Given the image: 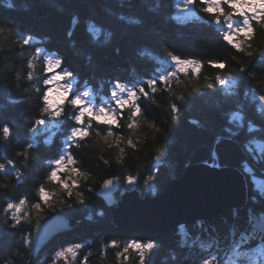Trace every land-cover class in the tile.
Instances as JSON below:
<instances>
[{
  "label": "trees",
  "instance_id": "16d2710c",
  "mask_svg": "<svg viewBox=\"0 0 264 264\" xmlns=\"http://www.w3.org/2000/svg\"><path fill=\"white\" fill-rule=\"evenodd\" d=\"M9 2L11 8L7 6ZM179 2L0 0V27L5 30L0 33V128L8 124L14 130L8 141L0 132V164L14 162L0 171V264H139L138 250L119 255L133 240L155 242L145 264H201L204 259L211 264H264V190L243 171L246 161L255 176L264 179V132L247 131L249 122L264 128V101L260 100L264 96V62L255 52L264 49V28L256 25L257 34L249 49L253 57H249L224 39L225 33L215 20L217 13L205 12L204 0H196L194 14L185 19L177 15ZM222 9L225 14H234L228 4H222ZM28 35L34 39L24 45L22 40ZM171 55L199 62L200 73L191 69L179 72ZM48 57L60 59L61 64L48 71ZM30 61L32 68L28 67ZM209 61L223 62L225 68L219 69ZM65 68L74 73V88L91 91L95 104L109 99L112 109L118 107L111 98L116 82L127 87L143 86L151 97L138 101L142 116L136 129L127 127L130 112L119 109V126H112L116 136L123 138L119 145L103 143L100 137L106 134V126L93 119L91 138L68 149L76 163L61 169L58 176L69 184L70 176L78 180L72 197L67 196L59 181L48 179L56 167L48 161L64 154L66 136L75 126L71 119L75 109L65 102V114L54 127L51 144L45 141L54 129L49 123L54 121L40 111L42 94L51 88L44 81L54 71ZM165 71L176 72V77L167 84L158 81L157 91L151 92L147 80ZM28 72L33 73L31 80L27 79ZM217 77L228 83L221 86ZM233 79L235 85L230 83ZM209 83L216 87H206ZM194 84L198 91H194ZM181 95L184 100H179ZM172 102H177L181 110L175 121L171 119ZM236 113L243 116L242 121L231 119ZM37 119H47L48 123L37 125ZM33 128L37 129L35 133ZM129 138L137 147L127 144ZM253 139L261 148L253 144L250 154L246 145ZM28 143L34 145L29 155H18ZM165 144L166 151L158 153L156 149ZM213 153L218 164L244 173L246 204L184 226L183 233L171 227L114 224L110 208L96 193L106 178L116 176L121 180L120 190L136 188L142 196L158 195L170 180L181 175L186 165L211 162ZM72 167L80 168L87 178L71 173ZM128 175L137 177L135 184L127 183ZM41 185L50 193L51 206L39 195ZM77 191L84 194L82 204L77 201ZM53 192L57 194L51 195ZM20 199L26 203L19 216L26 214L28 219L13 227L14 209L6 215L3 210L9 201L18 203ZM37 203L40 209L34 207ZM57 213L72 217L75 225L53 235L30 259L32 243L24 245L21 238L32 242L33 227ZM76 244L82 247L75 249V256L71 252L56 255ZM17 249L22 256L16 254ZM237 251L247 254L238 256Z\"/></svg>",
  "mask_w": 264,
  "mask_h": 264
},
{
  "label": "snow or ice",
  "instance_id": "6c2138e0",
  "mask_svg": "<svg viewBox=\"0 0 264 264\" xmlns=\"http://www.w3.org/2000/svg\"><path fill=\"white\" fill-rule=\"evenodd\" d=\"M259 3L264 4V0H258ZM185 3L187 6H193L196 3V0H185ZM249 4L251 3V0H233V4L234 6L236 4H240V5H244V4ZM222 4H227L226 0H221V5ZM9 8L12 7L11 2L8 3L7 5ZM245 15H247V13H242L240 16L243 17L242 22L239 25H236L232 28V31L228 32V35H233V28L235 29V33L238 34L241 29L246 30V37L244 38V42L242 44L240 43H236L235 40H233L231 42V44L234 46V48H240L241 52H245L244 49L247 50V52L251 53V55L249 57H253V51H249V49H252L253 47V41L256 37L257 34V24H259V26L261 27V25H264V17H248V19L245 21L244 17ZM259 21V23H258ZM221 21H218V24ZM3 28V27H0ZM109 35H111L109 33ZM95 39H98L99 37H94ZM34 39L33 36L28 35L26 37L23 38L22 43L24 45H29L31 43V41ZM245 45L247 47H245ZM40 51V49H37ZM256 54L260 57L261 62H264V49H256L255 50ZM51 58L52 57H48ZM59 61L58 66L61 64V60L60 59H55ZM171 60L175 62L176 68L178 69L179 72L181 73H188L189 70L191 69V71L195 74H199L201 71V64L199 62L190 60V59H182L179 56L176 55H171ZM250 62V61H249ZM209 63H214L216 65L217 68L219 69H224L225 68V64L223 62H216V61H209ZM28 67L32 68L33 66H29L28 63ZM244 67H247V65H245ZM240 71H243V68L240 69ZM29 73V72H28ZM63 74V80L66 81V83H64L65 87L63 88V94L60 97V102L57 103L54 107H48L45 104V101L43 100L44 104L43 107L41 109H43V111H40L46 115V117H50L52 119V121H54L57 125L59 124L60 118L65 114L64 108H65V102H67V105L70 106L71 108L75 109V113L71 116V119L75 122V126H72L70 128V132L67 134L66 136V147L63 150L64 154L60 155L58 159H55L54 161H48L49 164L51 163H55L56 167L54 170L51 171L50 176L48 177L49 180H52L55 177H59L58 176V172L61 169L67 168L69 165H73L76 163L75 158L73 157V155L71 154L70 151H68V149H71L73 147V145H76L77 147L81 146V142L85 141L87 139L91 138L92 133L90 132V128L92 126V120L94 119L97 122L102 123L103 125L106 126L105 128V133L102 137H100V133L97 132L96 135L98 137H100V139L103 141V143L105 144H115V145H119L123 138L122 137H117L115 132L112 130V126H119V121L117 119V116L119 115V109H127L130 112V122L127 123V127L129 129H136L139 126V118L142 116V108L140 103H138V101H140L141 97H143L144 99H150V92L146 91L145 88L143 86L137 85L135 87H127L125 84H122L120 82H116L114 87L111 90V98L112 100L115 102V104L118 106L117 108H113V109H109L103 105H97L94 103L93 99H91L90 97L92 96L91 91H83L82 93L79 91L78 87L74 88V84L76 83V79L74 76V73L68 69H64L62 72H60ZM19 73H17V77H19L18 75ZM252 76H256L255 72H251L250 73ZM28 76V74H27ZM176 77V72H167L165 71L164 74H161L159 76H157L155 79H149L147 80V85L148 88L151 90V92H156V84L158 81H163L165 84H167L170 79L175 78ZM219 84L221 86L225 85L226 83H228V81H226L225 78L223 77H217ZM29 80V79H28ZM54 82V80L47 79L44 81V83L46 84H52ZM232 85L236 84V80L233 79L230 82ZM206 87L208 88H214L216 87L215 84L209 83L206 84ZM52 88H49V90H51ZM199 88L194 84V91H198ZM126 92L127 96L125 97L124 95H122V93ZM192 93H189V95H191ZM45 97V94H42V98ZM185 97L183 95H181L179 97V100H184ZM260 100L264 101V96L260 97ZM153 103H155V100H152ZM170 110H171V119L173 121L178 120L179 116H180V107L178 105L177 102H172L170 104ZM81 113H83V115H81ZM89 113H91V116H89ZM231 119L233 121H242L243 120V116L239 113L233 114ZM35 123L37 125H45L48 123L47 119H37L35 121ZM242 126V125H241ZM13 129L11 127L8 126V124H5L2 128H0V132H2V138L5 141H8L10 136L13 134ZM33 133H35L37 131V129L33 128L32 129ZM247 131L249 133H259V132H264V128L258 127L255 124L249 122V126L247 128ZM127 144L130 145L132 148L137 147V145L134 143V141L129 138L127 139ZM46 144H51V138H49L48 140L45 141ZM219 143V140H218ZM253 144H259V142L255 139L251 140L249 142V144L246 145V149L249 151V153L251 154L253 152V148L252 145ZM33 143H28L27 147L24 149L23 153H18V155H23L24 157H27L29 155V149L33 148ZM156 151L158 153H162L164 151H166V144L158 147L156 149ZM120 152L123 153L124 149L121 148ZM218 158V157H217ZM105 164L108 163L107 160L103 161ZM24 163L27 164L28 161L25 159ZM14 162L12 160L8 161V165L3 164L2 167H0V171L3 170H7L8 166H13ZM215 167H220L219 164H215ZM71 170H74V174L79 177L81 175H84L85 178H87V175L85 173H81L80 168L78 167H72L70 168ZM17 175H20V171L18 168L15 169ZM243 171L250 175L252 177V181L253 184L255 185V174H254V170L247 164V162L245 161L243 163ZM61 179V178H60ZM127 179V183L129 185H133L136 183L137 181V177L133 176V175H128L126 177ZM115 180H118V178H113V179H108L104 181V187H110L114 184ZM148 181H145V184H147ZM76 185L74 184H69L67 185V187H65L63 190L67 193L68 197H72L73 196V190L75 189ZM39 195L40 197H42L43 202L45 204H49L50 205V200H49V196L45 197L43 195L44 192H47L45 190V187L43 185H41L38 189ZM152 192L153 194H155L156 189L152 188ZM77 201L79 203H84V194L82 192H76L75 193ZM20 202V200H19ZM18 202V203H19ZM26 203V200L24 201ZM18 203H14L12 201L8 202V206L11 209H14L15 206ZM35 208L40 209L41 208V204L37 203L35 204ZM99 215L103 216L104 213L100 212ZM17 219H19L17 217ZM20 223L17 224V226ZM44 225L38 224L37 227H43ZM180 230L183 233L184 232V225H180ZM28 243L31 244L30 239H28ZM113 246L117 245V242L115 240H113L112 242ZM82 245L81 244H76L71 248H66L61 250L59 253H57L58 256H63L65 255L66 252H71L73 256L76 255L75 249H79L81 248ZM154 247H156V244L154 241H147L145 243H141L137 240H133L130 243L126 244L123 248V251L121 253H119V255L121 256H125V254H127L129 252L130 249H135L138 250L139 253L141 251H144L145 254L147 255ZM247 252H239L237 251V255L238 256H244L246 255ZM212 259H215V257H213ZM87 260V258H85V261ZM201 264H211V261L208 259H204L201 261Z\"/></svg>",
  "mask_w": 264,
  "mask_h": 264
},
{
  "label": "water",
  "instance_id": "95a60500",
  "mask_svg": "<svg viewBox=\"0 0 264 264\" xmlns=\"http://www.w3.org/2000/svg\"><path fill=\"white\" fill-rule=\"evenodd\" d=\"M215 163L197 162L184 167L177 179L170 180L156 196H142L136 188L122 189L119 177L110 187L104 181L96 193L110 208L111 222L118 225L158 227L180 225L215 216L223 211L246 204L247 183L236 167H215ZM76 221L64 214H54L38 223L32 230L30 259L56 233L69 229Z\"/></svg>",
  "mask_w": 264,
  "mask_h": 264
},
{
  "label": "clouds",
  "instance_id": "9594fccd",
  "mask_svg": "<svg viewBox=\"0 0 264 264\" xmlns=\"http://www.w3.org/2000/svg\"><path fill=\"white\" fill-rule=\"evenodd\" d=\"M204 2L207 4V7L204 8L205 12L217 13V15L215 16V20L217 23L220 20L221 15H226V18L229 20L228 28L233 27V22L231 19L233 13L231 11H229L226 14L224 13V10L221 7V0H204ZM226 2H227V4H229V7L231 9L235 10L236 14L241 15L242 13H247V15H245V17H244L245 21L248 19V17H253V18L264 17V4L259 3L258 0H251L250 5L246 3L244 5L236 4L235 6L233 4V0H226ZM258 23H259V21H258ZM261 28H264V25H261ZM4 31H5L4 28H0V33H3ZM246 35H247L246 30L241 29V31L238 34H236L235 29L233 28V35L230 36L226 33L224 35V39L229 44H231V42L233 40H235L236 43L242 44L244 42V38L246 37ZM236 49L238 51H241L240 48H236ZM244 51L247 53L248 56L251 55V53L247 52L246 49H244ZM37 52H39V50H37ZM58 64H59L58 60H53L51 58H48L47 59V70L51 71V70L55 69L58 66ZM29 66L30 67L33 66V63L31 61L29 62ZM32 78H33V73L29 72L27 79L31 80ZM51 79L56 81V82H59V81L63 80V74L60 72H57L55 75H53L51 77ZM64 87H65L64 84H60L58 87H56L54 89L53 88L51 90L48 89V91L45 94V97L42 98L45 101L46 106L54 107L57 103L60 102V97L63 94V90H61V89H63ZM41 111H43V109H41ZM81 115H83V113H81ZM89 116H91V113H89ZM2 165L3 164H0V167H2ZM69 171L74 174V170L69 169ZM69 179L71 180L72 184L77 185L78 180L76 178H74L73 176H70ZM52 181H59L62 189H64L68 185L67 181L61 180L59 177L53 178ZM56 194H57V192L51 193V195H56ZM43 195L45 197H48V196H50V193L44 192ZM24 201H25V199H20V202L14 208L12 219L15 221V224L13 225V227H15L18 223H20L21 220H27L28 219L26 214L24 216H19V214L24 210V207H25ZM34 207H35V205H34ZM9 210H13V209L9 208V206L7 204V206L3 210L4 214L6 215L9 212ZM17 217L19 219H17ZM21 240H22L24 245H29L27 237H22ZM16 254L18 256L23 255V253H21L19 249L16 250ZM139 256H140L139 264H145V257H146L145 252L141 251L139 253ZM5 264H12V262L6 261ZM53 264H55V261H53Z\"/></svg>",
  "mask_w": 264,
  "mask_h": 264
},
{
  "label": "rangeland",
  "instance_id": "374dc122",
  "mask_svg": "<svg viewBox=\"0 0 264 264\" xmlns=\"http://www.w3.org/2000/svg\"><path fill=\"white\" fill-rule=\"evenodd\" d=\"M229 5V4H228ZM221 7H222V5H221ZM176 9H177V15L179 16V18H182V19H185V18H187L188 16H192L193 14H194V9H193V6H187L186 5V3H185V0H180V2H179V4L177 5V7H176ZM233 12H234V14L232 15V22H233V25H234V27L236 26V25H239L241 22H242V19H243V17H241L240 15H238V14H236L235 13V10L233 9ZM228 23H229V20L226 18V15H224V17H223V19L221 20V22L219 23V24H217L221 29H223V32L226 34V33H228V32H230V31H232V29H229L228 28ZM57 72H60V71H54L53 72V74H52V76L53 75H55ZM51 76V77H52ZM64 83H66V81L65 80H61V81H59V82H56V81H54L52 84H51V88H56V87H58L60 84H64ZM61 90H63V89H61ZM84 91H88V90H84ZM83 91H81V93H82ZM55 95V94H54ZM122 95H125V97L127 96V93L126 92H124V93H122ZM91 99H94V97H93V95L90 97ZM95 103V102H94ZM97 105H103V106H105V107H107V108H109V109H112V107L110 106V102H109V99H103V102L102 103H98ZM57 124L54 122L53 124L50 122L49 123V127L50 128H54V127H56L57 128ZM56 128H54L53 130L51 129L50 130V132L47 134V138L49 139V138H51L52 137V135L54 134V132L56 131ZM250 142V141H249ZM256 146H257V144H256ZM256 146H254V147H256ZM252 147H253V145H252ZM258 150H260V148H261V145L259 146V144H258ZM212 158H213V162L215 163V164H218L217 163V160H216V157H215V155H214V153L212 154ZM241 171V170H240ZM242 172V171H241ZM243 173V172H242ZM244 174V173H243ZM247 183V182H246ZM255 186L256 187H258L260 190H264V179H262V178H260V177H257V176H255ZM122 187H120L119 188V190L121 189ZM248 189V188H247ZM149 195V194H148ZM151 196H153V195H151ZM156 196V195H155ZM214 216V215H213ZM209 217H206V218H204V219H200V220H196V221H189V222H184V223H182V224H180V225H184V226H190V225H192V224H194V223H196V222H198V221H205V220H207ZM180 225H171V224H163V225H160V226H158V227H155V228H162V227H171V228H175L176 230L177 229H180Z\"/></svg>",
  "mask_w": 264,
  "mask_h": 264
}]
</instances>
